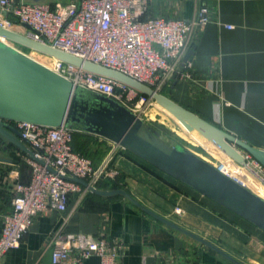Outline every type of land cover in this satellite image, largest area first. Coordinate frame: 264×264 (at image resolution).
Returning a JSON list of instances; mask_svg holds the SVG:
<instances>
[{
    "label": "crops",
    "instance_id": "obj_1",
    "mask_svg": "<svg viewBox=\"0 0 264 264\" xmlns=\"http://www.w3.org/2000/svg\"><path fill=\"white\" fill-rule=\"evenodd\" d=\"M27 1L53 6L70 0ZM201 5L207 6L210 21L196 32L182 58L181 64H190V76L172 81L163 93L251 145L264 148V0H148L144 16L190 19ZM157 110L167 113L161 107ZM180 130L182 141L200 150L181 143L186 148L209 161L223 160L208 141L193 131L183 132L181 125ZM99 140L111 146L109 140ZM24 154L11 146L0 148V156L10 159L0 161V220L11 210L16 186L29 180ZM112 164L121 173L127 191L149 209L204 237L244 264H264V230L126 149L117 151ZM14 169L18 171L16 176L10 173ZM244 172L246 186L264 196L259 179L247 169ZM60 233L119 241L116 264H235L145 213L126 197L108 195H93L86 204L72 195L64 211L51 209L34 217L19 245L10 249L3 261L56 264L51 252L53 239ZM82 264H99V258L92 255Z\"/></svg>",
    "mask_w": 264,
    "mask_h": 264
},
{
    "label": "built area",
    "instance_id": "obj_2",
    "mask_svg": "<svg viewBox=\"0 0 264 264\" xmlns=\"http://www.w3.org/2000/svg\"><path fill=\"white\" fill-rule=\"evenodd\" d=\"M147 7L148 0H70L53 6L41 1L0 0V22L34 41L115 69L162 92L172 81L190 76V64H181L182 58L196 32L210 19L206 5L199 6L190 19L144 16ZM19 47L14 48L27 55L28 50L42 55L44 60H36L74 85L111 97L139 116L141 109L152 102L150 97L120 81ZM12 125L28 141L34 157L24 154L22 159L29 166V180L16 186L11 210L1 215L0 264H6L3 256L19 245L34 217L51 209L64 211L72 195L77 197V202L81 201L89 189L77 178L96 187L99 180L115 177L117 170L111 164L113 153L124 149L110 141L107 153L94 164L88 156L73 149V129L22 121ZM245 157L264 175L259 163L247 154ZM212 163L224 175L246 186L231 170L229 161ZM10 173L16 176L18 171L14 169ZM120 247L117 240L60 233L53 239L51 260L56 264H82L95 255L99 264H116Z\"/></svg>",
    "mask_w": 264,
    "mask_h": 264
},
{
    "label": "water",
    "instance_id": "obj_3",
    "mask_svg": "<svg viewBox=\"0 0 264 264\" xmlns=\"http://www.w3.org/2000/svg\"><path fill=\"white\" fill-rule=\"evenodd\" d=\"M7 42L56 57L136 89L178 119L187 131L196 130L234 163L253 173L264 186V175L255 170L245 157V154L249 155L264 169V148L251 145L163 92L156 91L120 71L34 41L3 26L1 22L0 148L11 146L34 157L28 141L22 138L20 132L12 125L16 121L48 127L63 125L73 130H85L117 143L145 162L264 230V196L227 177L215 168L212 161L198 156L184 145L165 142L158 130L115 99L74 85L68 78ZM6 160L10 159L0 156V161ZM76 180L87 186L90 192L126 197L155 219L194 238L233 263L244 264L204 237L149 209L128 191L101 190L89 186L81 179Z\"/></svg>",
    "mask_w": 264,
    "mask_h": 264
},
{
    "label": "rangeland",
    "instance_id": "obj_4",
    "mask_svg": "<svg viewBox=\"0 0 264 264\" xmlns=\"http://www.w3.org/2000/svg\"><path fill=\"white\" fill-rule=\"evenodd\" d=\"M7 43H9L10 45H12V46H14V47H16L18 49H21L19 47L20 45L17 46V44L12 43V42H7ZM23 48H25V47H23ZM23 50L26 51V49H23ZM26 52H28V54L30 56L34 57L35 59L44 60V57L42 55H40L39 53H37V52L31 51V50H28ZM164 88L162 89V92L165 93L166 91L164 90ZM158 107L159 106L154 102V100H152V102L150 104H147L145 107H143L141 109L142 111L140 112V116H142L143 120L146 123H148L150 126L154 127L156 130L159 131V133L161 134V136H162V138H163V140L165 142H171V143H174V142L178 143L179 142L180 144L183 143V144H186L187 146H189L192 149H194V150L199 152L200 149L198 147L197 148L196 147L193 148L191 143H188L186 141H184L185 142L184 143L182 141L184 139H181V137H183V136H182V131L180 130V125L182 127L183 132L189 133V131H187V129L184 127V125L180 121H178V119L172 118L173 116L170 115L169 113L168 114L170 116L167 113H165V112H162V111L158 112V110H157ZM173 119H175L177 122H179L180 125L176 121H174ZM176 123L179 125V127H178V125ZM195 135H197V134H195ZM100 141H102V143H106L103 140H100ZM100 141L98 142V144H96L97 142L94 143V144L91 143L90 146L87 145L85 147V150L87 152L86 156H88L92 160V162L94 164H98L101 161V159L107 153L108 148H109V146H105ZM99 143H101V144H99ZM117 151H115V153H113V158H114V155L117 153ZM201 154H204L203 151L201 152ZM112 162H113V159L111 161V164H112ZM250 165H252V164L250 163ZM112 166L116 169V167L113 164H112ZM254 169L256 170L255 167H254ZM116 177L117 178L119 177V180H120L121 184H123V185L125 184V183H123L122 175H121V173L118 170H117V174L115 175V177L109 178V179H114Z\"/></svg>",
    "mask_w": 264,
    "mask_h": 264
},
{
    "label": "trees",
    "instance_id": "obj_5",
    "mask_svg": "<svg viewBox=\"0 0 264 264\" xmlns=\"http://www.w3.org/2000/svg\"><path fill=\"white\" fill-rule=\"evenodd\" d=\"M102 139V137H99L93 133L87 132L85 130H75L73 132V138H72V147L74 150L78 151L79 153L86 155L85 147L87 145L90 146L91 143H96L100 141L99 139ZM102 143V141H100ZM99 143V144H101ZM104 144V143H103ZM124 183V182H123ZM125 185V184H124ZM123 184L120 183L119 177L114 179H101L96 183V187L101 190H108V189H124L127 191ZM93 195H100L93 192H87L84 197L81 199V203H87L91 196ZM113 196H120V195H113Z\"/></svg>",
    "mask_w": 264,
    "mask_h": 264
},
{
    "label": "bare ground",
    "instance_id": "obj_6",
    "mask_svg": "<svg viewBox=\"0 0 264 264\" xmlns=\"http://www.w3.org/2000/svg\"><path fill=\"white\" fill-rule=\"evenodd\" d=\"M5 41V40H3ZM159 106V105H158ZM160 107V106H159ZM168 113V112H167ZM170 114V113H169ZM171 115V114H170ZM194 133H196L198 136H200L202 139L206 140L202 135H200L196 130H193ZM207 141V140H206ZM209 142V141H208ZM210 143V142H209ZM213 147H215L212 143H210ZM216 148V147H215ZM217 149V148H216ZM218 150V149H217ZM223 156V159H226L230 163V168L231 170L238 175L245 183L248 184L247 182V173L245 168L239 166L238 164L234 163L228 156L224 155L220 150H218Z\"/></svg>",
    "mask_w": 264,
    "mask_h": 264
}]
</instances>
